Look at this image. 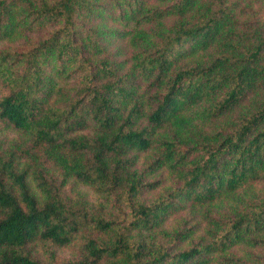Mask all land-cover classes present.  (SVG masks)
<instances>
[{"label":"trees","instance_id":"1","mask_svg":"<svg viewBox=\"0 0 264 264\" xmlns=\"http://www.w3.org/2000/svg\"><path fill=\"white\" fill-rule=\"evenodd\" d=\"M2 130L0 264H264V0H0Z\"/></svg>","mask_w":264,"mask_h":264},{"label":"rangeland","instance_id":"2","mask_svg":"<svg viewBox=\"0 0 264 264\" xmlns=\"http://www.w3.org/2000/svg\"><path fill=\"white\" fill-rule=\"evenodd\" d=\"M116 45H118V43H115L114 41H112L109 49L115 47ZM119 46H125V44L123 42H120ZM4 136H6V137H4ZM12 136H13L12 133H10L6 130H2L0 132V142L4 141L5 138L8 139V138H11ZM11 140H15V139L11 138ZM160 178H163V177L160 176ZM70 192L72 194L77 193L79 196H81L82 198H84L85 200L90 202L91 204H97L98 202L101 201L100 197L97 196V194H95L91 189H88L85 187H74V188H72V190ZM195 223H196V220L193 217H191L190 215H188L185 212H180V213H177V214L170 216L164 222L162 227L166 228V229H171L174 227H179V228L184 229V228H188L190 226H194ZM31 248L34 252V255H36L38 258L45 260V261L50 260L49 256L44 252L43 244H40V243L35 244L34 243L31 246ZM73 253H74L73 248H66L64 250H56V259L67 260V259L71 258V255Z\"/></svg>","mask_w":264,"mask_h":264}]
</instances>
